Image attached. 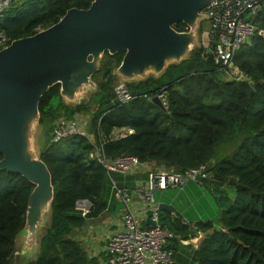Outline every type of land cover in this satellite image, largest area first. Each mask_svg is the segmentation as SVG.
I'll list each match as a JSON object with an SVG mask.
<instances>
[{
    "label": "trees",
    "instance_id": "trees-1",
    "mask_svg": "<svg viewBox=\"0 0 264 264\" xmlns=\"http://www.w3.org/2000/svg\"><path fill=\"white\" fill-rule=\"evenodd\" d=\"M91 1L25 0L0 18V31L9 42L30 36L56 23L67 9H85ZM181 23L176 24L180 30ZM255 23L264 31V9ZM123 54L105 52L99 70L91 77L100 76L96 81L97 107L88 129L101 142L105 154H129L141 162L154 161L178 171L208 163L213 178L228 180L234 189L233 197L228 192L216 196L213 208L203 195L204 185L194 184L198 200L202 198L204 204L200 202L197 211L187 213L189 225L162 210V225L175 235L167 248L180 263L185 262L181 254H186L197 264H264V36L254 35L234 56L235 66L249 82L222 78L204 49L194 48L188 58L169 64L157 78L128 88L133 98L127 103L117 102L113 87L110 89L117 82L113 71ZM59 90L58 84L50 87L38 103V123L45 126L48 135L39 157L51 174L53 200L47 225L39 236L37 255L26 263L14 262L16 236L24 226L33 184L17 173L0 170V264H100L87 255L71 232L85 220L98 217L113 200L111 178L119 186L131 185L130 177L105 171L92 157L93 147L86 138L73 135L51 140L52 125L58 117L70 118L86 109V104H65ZM160 92L167 99L165 110L150 100ZM116 128L132 132L112 138ZM232 144L228 154L214 159L220 146ZM78 200L91 203L86 216L77 209ZM195 213L202 218L193 225L190 221ZM192 225L194 231L204 233L195 248L180 242L194 232L189 230Z\"/></svg>",
    "mask_w": 264,
    "mask_h": 264
},
{
    "label": "water",
    "instance_id": "water-1",
    "mask_svg": "<svg viewBox=\"0 0 264 264\" xmlns=\"http://www.w3.org/2000/svg\"><path fill=\"white\" fill-rule=\"evenodd\" d=\"M210 1L92 0L88 8L71 7L51 26L0 49V170L33 184L15 256L37 255L53 200L51 174L33 145L40 98L58 84L65 104L85 105L105 52L124 53L113 71L118 82L144 79L147 73L158 76L196 47L197 24L207 19L200 11ZM178 22L188 30L174 28ZM152 101L164 110L156 95ZM159 208L169 211L164 203ZM145 224L156 225L148 217Z\"/></svg>",
    "mask_w": 264,
    "mask_h": 264
},
{
    "label": "built area",
    "instance_id": "built-area-1",
    "mask_svg": "<svg viewBox=\"0 0 264 264\" xmlns=\"http://www.w3.org/2000/svg\"><path fill=\"white\" fill-rule=\"evenodd\" d=\"M14 0H0V18L11 7ZM264 9V0H211L200 12L207 16L210 23L206 31L208 46L204 53L210 50L213 63L219 67L227 78L236 81H248L249 77L234 64L236 52L251 38L260 34L255 19ZM179 31H187L188 26L181 23ZM8 37L0 31V49L9 44ZM114 98L119 103H127L133 97L126 86V82H116L113 87ZM164 110L167 108V99L163 92L156 94ZM150 100H152L150 98ZM89 117L85 113L76 112L72 117H58L50 132L52 141H60L73 135H79L92 144V157L95 158L110 173L129 176L146 170V180L142 189L135 191L133 197L128 186H119L111 178V199L122 203V211L116 230L110 233L99 248L100 264H175L174 251L167 248L168 241L175 235L160 220L159 203L155 198L157 192L167 189H182L191 182L199 187L211 177L209 164L202 163L183 171L147 168V162L139 161L135 156L120 154L108 156L88 130ZM119 129V128H118ZM122 131L112 138L123 136L130 129L120 128ZM76 207L82 216H86L91 208L88 200L76 201ZM149 218L155 222V227L145 224ZM188 224L187 220L182 221ZM195 229L191 230L194 231ZM224 230V228L222 229ZM202 240V232H191L187 239H180L184 245L191 244L197 247Z\"/></svg>",
    "mask_w": 264,
    "mask_h": 264
},
{
    "label": "crops",
    "instance_id": "crops-1",
    "mask_svg": "<svg viewBox=\"0 0 264 264\" xmlns=\"http://www.w3.org/2000/svg\"><path fill=\"white\" fill-rule=\"evenodd\" d=\"M122 129H114L112 132V137H115L114 135L120 133ZM44 134L41 136V141H42V147L41 149L45 146L46 143H44V137L47 135L46 132H43ZM48 136V135H47ZM46 138V137H45ZM44 139V140H43ZM40 149V150H41ZM40 152V151H39ZM214 160L212 161V163ZM147 168L153 167V168H158V169H166L162 164L154 161H147ZM211 174V172H210ZM130 177V184L127 185L129 189H131L132 194L135 196V191L137 189H142L143 184L145 183L146 180V170L141 169L138 173L129 175ZM133 178V179H132ZM132 179V180H131ZM213 184H212V183ZM128 184V182L126 181ZM186 189H189L186 191ZM204 191L203 195L212 198L214 201L216 200V196H219L221 194L229 193L230 186L228 183V180H215L211 174V177L209 180H207L202 188ZM173 191H177L179 194L184 193L185 199L189 200L190 205L194 206V203L198 205L196 207L199 209V205L201 206L202 198L198 200V189L194 186L193 183L189 182L187 183L182 189H167L161 192H157L155 194V198L157 202L164 203L167 208H169V211L171 212L172 215H175L179 217L180 222L182 223L183 220H189L186 215L187 213L191 212L190 208H188L186 213L182 209H176L173 205L174 203V196H173ZM180 191V192H179ZM217 203V201H215ZM122 211V203L118 202L116 200H111L110 204L107 206V208L96 218L93 219H87L85 222L80 226L75 228L71 233V237L77 239L81 245L83 246L84 250L87 252V255L89 257H95L99 262L101 261V255L99 254V248L101 244L103 243L104 239L112 233L114 230H116L117 225H118V220L120 217V213ZM202 217L199 216V213L192 214L191 221L190 223L194 225L195 221L198 219H201ZM189 222V221H188ZM190 226L189 230L191 231L192 229H195V226ZM196 232V231H194ZM204 237V234L202 232V239ZM22 243V241H21ZM189 245V244H188ZM19 248L16 247V242H15V251L19 250ZM190 250L189 246L186 247V252ZM182 257H184L185 262L180 263L176 260L175 258V264H197V262H192L190 258L187 257L186 254H181ZM36 257L33 256L32 258H23L20 260L18 256L14 257V262L15 263H26L28 261L33 260ZM175 257V256H174Z\"/></svg>",
    "mask_w": 264,
    "mask_h": 264
},
{
    "label": "rangeland",
    "instance_id": "rangeland-1",
    "mask_svg": "<svg viewBox=\"0 0 264 264\" xmlns=\"http://www.w3.org/2000/svg\"><path fill=\"white\" fill-rule=\"evenodd\" d=\"M23 1H25V0H14L12 5H11V7L21 5V3ZM209 27H210V23H209V21L207 19L199 21V23L197 24V28H196L197 44H196V47L194 46L195 48H201V49L207 48L208 41H207L206 31L209 29ZM190 53H191V51L189 52L188 56H190ZM219 72H220L219 75L222 78H227L226 75L222 71H219ZM158 76H155L153 73H147L146 77H144V79H154V78H157ZM99 77L100 76H97L94 79L95 81L94 80L93 81L96 83L97 79L99 80ZM144 79L140 78V79H138L136 81H133V82H127L126 81V86H127V88H132L134 86V84H138L141 80H144ZM114 85L115 84H111L110 85V89L111 90H112V87H114ZM95 92L99 93V91L97 89V83H96V87L94 89H92V91L90 93H87V100H86V103H85L86 104V109L82 111L83 113L88 115L89 123H90L91 116H92L94 110L97 107V100H96V97H95V95H96ZM54 101L57 102L58 99H55ZM45 130H46L45 126L44 125H39L38 123H35L34 126H33V135H34L33 136V145H34V150H35V152L37 154L39 153V151H40V149L42 147L43 143L41 141V138H42L41 136L44 134L43 132ZM88 130H89V133L94 136V133L91 131L90 127H89ZM45 137H44L45 140L43 139L44 143H46L47 139H48L47 135ZM233 147H234L233 144L232 145H226V146H220L218 148V151L216 153V157L214 159L218 160L222 156L228 154L233 149ZM187 190H189V189H186V191ZM229 193L231 194V197H233L234 196V189H230ZM173 196H174V203H173L174 207L176 209H179V210L182 209L184 211V213H186L185 211H187L188 208H190L191 212H195V208L198 207V205L195 204V203H194V206L190 205L189 200L185 199L184 193L179 194L177 191H173ZM133 197H136V196L133 195ZM207 199H209L212 202L211 204H212L213 208H216V203L213 202L214 200L212 198H210V197H207ZM162 213H163V211L160 210V220H159V222L161 224H163V220L161 219V214ZM48 216H49V214H48ZM191 230H193V229L191 228ZM20 246H21V237L18 235L17 238H16V247L19 248ZM18 257L20 258V260L23 259V257H20V256H18Z\"/></svg>",
    "mask_w": 264,
    "mask_h": 264
},
{
    "label": "bare ground",
    "instance_id": "bare-ground-1",
    "mask_svg": "<svg viewBox=\"0 0 264 264\" xmlns=\"http://www.w3.org/2000/svg\"><path fill=\"white\" fill-rule=\"evenodd\" d=\"M179 23V22H178ZM179 31V30H178Z\"/></svg>",
    "mask_w": 264,
    "mask_h": 264
}]
</instances>
